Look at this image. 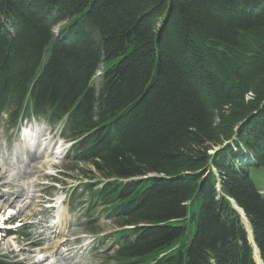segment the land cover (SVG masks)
I'll return each instance as SVG.
<instances>
[{"label":"trees","instance_id":"obj_1","mask_svg":"<svg viewBox=\"0 0 264 264\" xmlns=\"http://www.w3.org/2000/svg\"><path fill=\"white\" fill-rule=\"evenodd\" d=\"M0 110L78 140L116 264H255L233 202L264 261V0H0Z\"/></svg>","mask_w":264,"mask_h":264},{"label":"rangeland","instance_id":"obj_2","mask_svg":"<svg viewBox=\"0 0 264 264\" xmlns=\"http://www.w3.org/2000/svg\"><path fill=\"white\" fill-rule=\"evenodd\" d=\"M58 29V26L54 28L55 31ZM98 79L96 76L94 80L96 87L100 83ZM48 122L35 117L32 127L28 129L31 138L37 136L34 146H27L15 133L11 134L6 129L0 132V221L17 205L27 203L25 212H22L24 215L17 214L22 220L20 223L31 225L28 228L32 234L35 233V238L28 242L13 236H1L0 251L7 252L20 264H29V260L30 264H105L102 258L114 256L117 247V222L114 218H107V211L94 214L91 229L92 225L85 224L83 213L71 214L72 219L67 214L62 227L54 225V217L46 208L45 194L55 192L67 198V209L83 211L84 205L79 198L81 189L78 188L90 180L86 173L94 170L89 163L75 165L68 162V158L72 157L67 153L71 143L65 141L62 148L54 143L61 135L63 126H50ZM55 150L58 154L53 153ZM10 158H14L13 163ZM59 169L65 173H59ZM52 173L58 175V187L47 185L57 182L52 181ZM253 178L264 195V183H260L257 177ZM7 200L12 203L7 204ZM9 205L14 208H8ZM236 206L241 212L242 209ZM242 219L246 227L248 220L244 214ZM5 238L11 239V242ZM40 239L43 245L37 248L34 245Z\"/></svg>","mask_w":264,"mask_h":264},{"label":"bare ground","instance_id":"obj_3","mask_svg":"<svg viewBox=\"0 0 264 264\" xmlns=\"http://www.w3.org/2000/svg\"><path fill=\"white\" fill-rule=\"evenodd\" d=\"M1 111V110H0ZM7 111V110H6ZM5 111V112H6ZM8 115V114H7ZM9 116H11V115H9ZM4 119H6V116H4ZM2 121V120H1ZM6 121V120H5ZM49 123H51V124H56V123H54V122H49ZM64 131V130H63ZM260 192L262 193V191L260 190ZM6 203L7 204H9V203H12V201L11 200H7L6 201ZM26 205H27V203L26 204H22V205H17V207H18V209L21 211V212H25V210H26ZM233 207H234V209H236L237 211H238V213L240 214V216H241V218L243 217V214H244V211L242 212H240L239 211V209L237 208V206H236V204L233 202ZM16 208V207H15ZM245 215V214H244ZM246 217V216H245ZM248 220V219H247ZM242 221H243V219H242ZM244 223V222H243ZM248 224H249V226H248ZM248 224L246 225V232H247V239H248V241H249V243L252 245V247H253V256L255 257V259H254V261H255V264H263L264 263V261H263V259H262V257H261V255H260V249H259V247L257 246V244H256V242H255V239H254V235H253V238H252V232H253V230H252V226H251V224H250V222L248 221ZM245 225V224H244ZM9 241V240H8ZM254 253H255V255H254ZM37 263V262H36Z\"/></svg>","mask_w":264,"mask_h":264}]
</instances>
